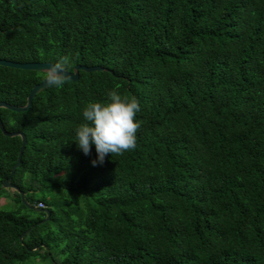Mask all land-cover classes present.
Segmentation results:
<instances>
[{"label":"trees","instance_id":"16d2710c","mask_svg":"<svg viewBox=\"0 0 264 264\" xmlns=\"http://www.w3.org/2000/svg\"><path fill=\"white\" fill-rule=\"evenodd\" d=\"M66 55L101 69L0 108L25 139L9 176L0 132V264H264V0H0V59ZM42 74L0 66V102ZM113 89L139 101L137 147L93 166L75 130Z\"/></svg>","mask_w":264,"mask_h":264},{"label":"clouds","instance_id":"9594fccd","mask_svg":"<svg viewBox=\"0 0 264 264\" xmlns=\"http://www.w3.org/2000/svg\"><path fill=\"white\" fill-rule=\"evenodd\" d=\"M72 61L69 56L61 57L50 64L41 79L48 87L62 88L68 80L67 71ZM104 102H89L82 110L86 123L75 130L73 142L84 155H91L95 146L96 159L93 166L102 165L106 156L123 155L137 147V133L141 122L136 121L140 111L139 101L122 97L116 90L106 93Z\"/></svg>","mask_w":264,"mask_h":264},{"label":"water","instance_id":"95a60500","mask_svg":"<svg viewBox=\"0 0 264 264\" xmlns=\"http://www.w3.org/2000/svg\"><path fill=\"white\" fill-rule=\"evenodd\" d=\"M50 63H47V62H24V63H18V62H10V61H6V60H3V59H0V66L2 67H8V68H15V69H22V70H34V71H39V72H44L48 67H49ZM101 68L99 67H84V66H74L72 71L71 72H67V76H68V80L70 81H75L77 79V71L78 70H82V71H85V72H88V71H93V70H100ZM47 85L42 81L36 85H34L30 91L28 92L26 98H25V103L23 106H11L9 104H6L4 102H0V108H5V109H8V110H11V111H22V110H25L28 108L30 102H31V99L33 98V96L43 90ZM0 132L2 135L4 136H8V137H12V136H18L20 138V147H19V150L17 152V157H16V161L14 163V165L12 166L11 170H10V173H9V176H11V174L13 173L15 167L17 166L18 162H19V157L21 155V152H22V149H23V146L25 144V139H24V136L22 133L20 132H6L1 123H0ZM1 188H10L12 190H15V191H18V189L12 185H10L8 183V178L5 179L2 183H1ZM20 195V200L22 202V204L34 211V212H42L44 214V218L41 220V221H45L48 219V211L45 210V209H40V208H37L33 205H30L28 203H26L23 199V194L20 192L19 193ZM23 234H21L19 237H18V241H20L21 239V236Z\"/></svg>","mask_w":264,"mask_h":264},{"label":"rangeland","instance_id":"374dc122","mask_svg":"<svg viewBox=\"0 0 264 264\" xmlns=\"http://www.w3.org/2000/svg\"><path fill=\"white\" fill-rule=\"evenodd\" d=\"M63 175L65 176V173H63ZM0 208L4 209V210H9V209H13L14 205L12 204V202L9 200V198H4L3 196L0 197ZM29 264H50L48 262L45 261H40V260H36L35 262L30 261Z\"/></svg>","mask_w":264,"mask_h":264},{"label":"built area","instance_id":"2783aa9c","mask_svg":"<svg viewBox=\"0 0 264 264\" xmlns=\"http://www.w3.org/2000/svg\"><path fill=\"white\" fill-rule=\"evenodd\" d=\"M36 207H37V208H42V206H41L40 203H38Z\"/></svg>","mask_w":264,"mask_h":264}]
</instances>
